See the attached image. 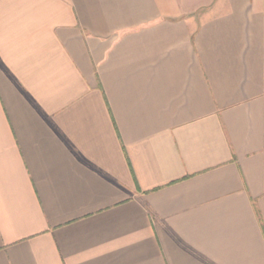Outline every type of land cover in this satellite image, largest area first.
Returning <instances> with one entry per match:
<instances>
[{"label": "crops", "instance_id": "0c3cea01", "mask_svg": "<svg viewBox=\"0 0 264 264\" xmlns=\"http://www.w3.org/2000/svg\"><path fill=\"white\" fill-rule=\"evenodd\" d=\"M0 264H264V0H0Z\"/></svg>", "mask_w": 264, "mask_h": 264}]
</instances>
